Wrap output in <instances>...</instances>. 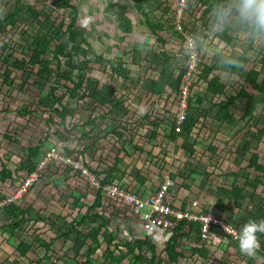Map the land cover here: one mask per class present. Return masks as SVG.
Returning a JSON list of instances; mask_svg holds the SVG:
<instances>
[{
	"label": "rangeland",
	"instance_id": "1",
	"mask_svg": "<svg viewBox=\"0 0 264 264\" xmlns=\"http://www.w3.org/2000/svg\"><path fill=\"white\" fill-rule=\"evenodd\" d=\"M7 1L10 0H0L1 21L7 17V6L5 4ZM53 1L55 0L48 1L45 6L46 9L42 11L38 20H35L28 15L27 10L28 8L42 10V5L38 0H22V12L17 17L18 28L15 30L9 27V32L0 37V46L2 43L7 42L13 48L16 58L28 60V52L23 49L27 42L22 38L21 31H26L31 37L37 31L44 33L51 28L54 19L64 17L69 23L76 15L77 25L86 34L92 51L106 59H115L120 64L116 73L104 62L105 59L95 58L92 68L83 72L81 67L76 66L77 61L75 59L70 61V59L62 58V67L72 69L73 76L81 74L85 80L90 77L100 83L98 87L92 83H85L83 87H87L89 90L102 89V85L115 86L117 95L124 101V105L109 112L108 104L100 105L89 98L77 103L76 99L69 97L63 87L56 91V96L61 100V104L55 106L58 109H61L62 106L67 107L66 121L62 124L58 115L50 110L48 106L49 87L56 82L55 77L49 81H38L34 76L30 79L29 72L13 70L11 78L14 79L15 86L11 89L3 82L2 75L6 67H3L0 63V164L6 163L7 166L17 169L15 183H0V195L8 193L23 178L25 171L21 169V166L25 165L26 161L23 148L36 147L40 141L44 140L43 154L46 151L64 150L63 145L66 147L65 144L58 143L54 136L57 130L63 132V130L66 131L71 128L70 139L72 143L67 147L70 149H83L82 144H77L74 141L79 137L80 132L79 129L73 128V126L78 123H86L91 117H99L105 114V122L99 120L96 122H101L99 130L103 129L102 133H90L87 137L88 144L97 135L101 137L100 146L87 152L89 156L93 155L98 163L106 165L111 162L114 154L129 150L130 157H125L124 161L130 159L126 168L135 176L143 165L149 166L153 162L158 163L155 155L158 157V154H164L167 162L161 167L170 175H177L179 190L191 193L189 187L191 190L198 188L193 193L186 195L184 199L192 201L205 197L208 202L212 201L209 206L211 211L228 218L229 223L237 224L241 229L250 220L257 222L264 220V186H260L257 190L246 187L236 202L233 196L221 191V189H232L235 184L244 187L247 178H254L257 175L254 169L248 167L253 153H258L260 162H264V139L261 142L254 140L250 149H246V143L252 140L250 137L254 136L258 128L264 126V105L259 104L256 116L249 122L250 127H245V121L232 128L216 119L215 115L218 107L215 106V103L219 100L207 92L206 82L196 79L192 97L201 96L204 101L200 106V113L194 117L196 128L191 139H193L197 149L195 155L189 157L186 151H183L178 145L183 141L182 138L175 143L166 141V138H161L166 137V132L170 130L169 121L175 110V104L173 106L167 104L163 108L159 107V109L151 101L147 102L146 106L142 105L148 109L146 112H149L150 109L152 112L154 109H162L159 114L166 113L162 117V129L158 133L159 137L151 138L150 141H155L151 145L149 138L152 129L138 124L135 125L134 119L136 116L140 119L146 112L136 115V111L140 107L133 102V95L130 92L142 87L145 89L141 90H148L151 85L150 79L161 78L163 52L170 55L179 53V49L170 41H176V38L172 37L169 31L159 32V35L167 42L163 44L157 39L158 33L153 35L150 26L148 27L145 24L148 19L157 23L156 20L161 14L155 13L153 9H159L161 3L158 4L157 0H148L149 6L146 5V7L152 9L150 12L148 11L149 8L141 6L142 9H140L138 7L147 16L145 17L138 12L131 0H75L77 14L73 10H54ZM193 3L195 6L200 7L195 2ZM190 9L186 18L187 26L204 30L203 22L200 19L204 8L199 11H195L191 7ZM238 20V16L231 11V18L228 20L229 25L234 29H238ZM209 25L210 23H208V29L205 33L207 38L204 41L203 52L206 63L216 66L214 74L219 75L225 83L238 82L237 88L245 87L249 93H254L258 99H263V95L255 93L251 87L243 84V77L247 75L248 71H244L242 76L238 77L232 74L231 69L235 62L233 56L236 49L247 48L250 59L248 70L255 68L264 75V38L260 39L258 37L259 39L255 41L256 46L249 48L251 34L249 32H238L232 46H227L224 43L218 44L219 40L215 38V34L220 27L215 25L210 27ZM26 39L29 38L26 37ZM79 44L82 45V42H79ZM48 57L53 58L51 53L48 54ZM53 65L55 66V62ZM148 74L152 78L144 79ZM67 85L73 87V84L67 83ZM227 91L230 95L236 93L232 88H228ZM25 106L28 107V111L31 113L23 116L20 112ZM165 107H168V109L165 110ZM92 108L94 110H91ZM158 115L151 113L150 116L154 120ZM50 116L53 117V123L50 121L48 125H45ZM124 122L128 123L127 128L130 129V132L122 140H117L112 130L118 124ZM81 127L89 131L88 127ZM48 131L51 136L46 139ZM131 133L134 137L129 138ZM6 134L12 137L11 141L5 138ZM138 144L144 148V151L136 150L134 145ZM149 144L151 149L148 146ZM170 145L172 149L168 150ZM211 148H216V152H212ZM149 152L155 154H149ZM187 162L196 167L197 174L188 167ZM84 191H89L88 193L94 195L97 193L79 180L68 183L61 175L58 166L50 165L47 172L42 176L40 183L23 200L25 207L34 205L37 210L29 233L37 234L45 241L50 242L60 228H63V231L67 230L69 223L75 219L79 220L83 211H86L87 203L93 200V197L86 195ZM219 207L223 211H217ZM105 215L106 217L110 216L108 213ZM113 215H115V212ZM111 219L113 228H116L117 218L112 217ZM97 224L90 222L87 225L79 226L78 229L90 231ZM76 231L77 229L73 230L69 238L56 241L52 246V253L57 252V256H54L50 261H44L43 264H81L84 262L82 252L79 253V246L76 243ZM145 233L149 234L148 231H145ZM257 234H259L258 236L264 235V233ZM23 239L31 241L26 236ZM108 240V234H103L100 237L103 247L94 257L93 264H112L99 261L102 260V253L106 249ZM262 241L264 242V236ZM6 243L9 247L5 245ZM16 245V240H11L7 235L0 233V264H12L13 256L16 255ZM208 245L212 250L210 261H200L201 263L198 264H226L227 261L234 264V260L230 257L231 252L228 249L213 243ZM188 247H186L187 251L189 250ZM235 248L239 249L237 246ZM45 253V249L34 247L33 252L22 258L20 262L21 264H30V261L37 262L43 258ZM245 257L243 264H249L254 258V254H245ZM199 259L186 253V259L182 260L181 264H197ZM261 259L262 264H264L262 255Z\"/></svg>",
	"mask_w": 264,
	"mask_h": 264
},
{
	"label": "trees",
	"instance_id": "2",
	"mask_svg": "<svg viewBox=\"0 0 264 264\" xmlns=\"http://www.w3.org/2000/svg\"><path fill=\"white\" fill-rule=\"evenodd\" d=\"M22 0H10L5 4L7 6V17L4 20H0V37L6 35L9 30L8 28L15 29L18 28L17 17L22 12L21 7ZM49 0H38V2L42 5V10H37L36 8H28V15L38 20L41 16L43 10H45V6ZM75 0H55L52 5L54 10H73L75 14L78 12L77 7L74 4ZM171 9L172 0H165ZM195 1V0H194ZM200 1V0H196ZM137 5L144 7L142 4V0H136ZM234 2V8L237 9L239 5V0H204L202 2V6L197 7L194 3H190L191 8H194L195 11L202 10V14L200 16L201 21L203 22V32L208 29V23L210 20H214L213 26H218L219 31L215 34V38L220 42L224 43L227 46H232V43L235 41L238 32H249L252 35L251 44L249 48H253L256 46V40L258 37L264 38V34L255 33L249 26L243 24L240 19L238 21V29L232 28L228 20L230 16L227 18H223L220 16L221 10H225V4H232ZM168 8V7H167ZM191 10V9H190ZM238 15V12L236 10ZM239 17V15H238ZM152 22L148 19V24L150 25V29L153 35H157L158 40L166 44V40L159 35V31L166 30L169 31L172 37L176 38V41L170 40L175 47H177L180 51L183 50L182 44L178 41V39H182L183 36L175 30L174 25L170 21ZM190 31H192L196 36L200 34V37L203 40L207 38V36L203 32H198L195 27H187ZM22 38L27 42V45L24 46V50L26 49L29 55L28 60H19L14 55V50L11 46L6 42L2 43L0 46L1 57L0 63L3 67H6L2 78L3 82L9 87L13 88L15 86V81L11 78L13 74V70L17 71H25L29 72L30 79L32 76L36 78V80H46L49 81L51 78L55 77L56 82L50 86L49 94H48V106L50 110H53L55 114L61 119V123L64 124L66 121V112L67 107L63 106L62 109L55 108L56 104L60 103L61 100L56 96V91L60 88L66 90L69 94L70 98L76 99L77 103L80 101H85L87 98L93 100L95 103L100 105L108 104L109 112H112L114 109H118L119 107L124 105V101L121 100L116 92V87L112 85H102V89H94L89 90L87 87H83L85 83L95 84L96 87L100 85L96 80L88 77L86 80L84 77L79 74L77 76H73V70L69 67H62V58L70 61L75 59L77 61L78 68L81 67L83 72L88 71L92 68L93 63L95 62V58H101L105 63L117 73V67L120 62L115 59H106L103 56L96 55L95 52L92 51L91 45L88 43V39L86 34L81 30V28L77 25L76 15L73 16L71 21L68 23L64 17L57 18L53 20L51 28L47 29L44 33L41 31H37L34 36H29L26 31H21ZM28 37L29 39H26ZM200 39V41H202ZM82 42V45L79 44ZM204 43V42H202ZM84 45V46H83ZM7 53V54H6ZM51 53L53 58L50 59L48 54ZM202 54L204 52L202 50ZM163 59L161 61V71H160V79H152L151 85L149 89V93L154 96H162L167 89H171L173 93L176 95L180 92L181 84L183 81V77L185 75V69L179 66L178 57L176 55H170L167 52H163ZM235 62L233 63V67L231 69L232 74L240 77L242 76L244 71H248L247 75L243 77L245 85H248L252 88V90L257 93L263 95V99H258L254 93H249L245 87L237 88L236 81H231L225 83L219 75L214 74L215 65L204 63L201 68V72L198 75V81L206 82L207 84V92L218 98V102L215 103V106L218 107V112L216 114V119L223 123H226L232 128L237 127L241 122L246 121L245 127H250V120L256 116L258 111L259 104L264 105V75L261 71L256 70L255 68H249L250 59L248 57V49H236V52L233 56ZM55 62V66L53 65ZM75 66V67H76ZM64 82V83H62ZM67 83L73 84V87L67 85ZM228 88H232L235 94H228ZM204 101L203 97H191L190 99V107H189V116L187 117L184 125L183 132L177 133L175 131V126L172 122L170 124V131L168 138L170 141L175 142L178 138H182L184 140L182 144V148L186 151L189 157H192L195 154V148L192 135L196 128V122L194 117H196L200 113V106ZM61 104V103H60ZM91 110H94L92 108ZM28 111V107L25 106L21 109L20 114L23 116L30 114ZM99 120L101 122H105L106 117L105 114L100 115L99 117L95 116L90 118L89 122L94 128L92 132H95L99 126L101 127V122L98 124L96 121ZM142 122V126H149L152 131L150 138H155L159 133V129L157 128V122L152 120V117L149 114H144L140 118ZM52 121L53 117L50 116L45 125H48L49 122ZM140 125V124H138ZM76 125L75 127H77ZM107 126V124H106ZM128 123H120L118 126L113 129L115 138L117 140H122L125 138L126 133L130 132V129L127 128ZM89 127V126H88ZM91 133V132H90ZM70 132H61L57 130L55 133V139L58 143L67 144L71 141ZM89 133H84L83 136L74 138L77 144H82V146L86 147L85 150H91L96 148L99 140L98 135L95 138H92V141L88 144L87 137ZM132 137L134 135L130 134ZM51 133L48 131L46 134V139H49ZM5 138L8 141L12 140V137L9 134L5 135ZM149 138V139H150ZM252 140H249L246 143V149L249 150L252 142L262 141L264 139V126L258 128L254 133V136L250 137ZM72 142V141H71ZM88 145V146H87ZM42 146H45V141L42 140L39 142V145L36 147L23 148L25 150L26 161L25 165L21 166L23 170H33L36 167L37 160L41 159L42 154ZM136 150L144 151V148L141 145H134ZM63 148L67 155H73L77 153H81L78 150H69L66 147ZM212 152H216V148H211ZM126 154L127 151H125ZM117 154V153H116ZM152 154V152H149ZM123 159L116 156L114 164L106 171L98 173L99 175L107 174L106 178H109L115 170H118L117 178H123L126 176V166L123 163ZM125 169H122V166ZM188 167L191 168L192 171L197 172L195 166L191 163L187 162ZM249 168L254 169L257 175L254 178H247L245 180V186L234 185L232 189H221L222 192L231 195L234 197V200H238L241 194L244 192L245 187H249L253 190H257L260 186H264V162H260V156L258 153H253L249 160ZM144 169V167H142ZM173 179L177 178V175H171ZM238 177V174H237ZM137 179L146 181V176L142 172H138ZM135 178V179H136ZM9 180H13V172L7 167V165H3L0 170V182L5 183ZM242 187V188H241ZM103 196L101 192L98 193L95 203L91 206L90 210L94 208H104ZM225 208V207H224ZM29 209L28 211H31ZM223 211L220 207L217 211ZM4 212L6 216H8L11 220H17L16 222L9 225V227H0V230L6 232L8 236L12 239L20 238L21 235L18 233L19 230H23L24 225L27 223L26 219L23 218L25 211L19 209V207L15 205H10L4 208ZM220 215V214H218ZM96 219V220H95ZM231 219V218H230ZM227 221L228 218H227ZM90 222L98 223L95 227H93L90 231L85 232L84 230H77L76 243L79 246V253L82 251V256L85 259L81 264H93L94 256L97 251L101 248L100 237L103 234H108L109 240L107 244V249L103 254V259L106 261L107 259H111L114 262L120 261L125 257V253H132L137 260L143 258L142 255H137L135 250L139 251H150L153 254L155 253L156 246L149 243L145 240H137V241H129L126 244H117V236L113 233H110L108 230L109 222L101 215H90V213H86L82 215L75 224H71V228L61 235L64 238H69L73 230L77 229L78 226L86 225ZM184 222V223H183ZM188 222V223H187ZM190 221H182L179 223L178 228H175L172 233L162 232L165 235L166 240V264H180L181 260L186 259V253L194 257H200L202 259H208L211 257V247L208 244H203L201 246H196L197 241L192 238V234H196L199 231V224L193 223ZM60 234H62V228L58 230ZM261 236V235H260ZM258 236V239L262 241L263 236ZM35 241L38 246L47 250V252H51V244L44 241L40 237H35ZM25 242H19L17 246V251L19 252L21 257H25L29 252V247ZM189 244V247H188ZM115 247V249H113ZM186 247L189 248L187 251ZM186 250V252H185ZM116 251L119 254H123L120 258L117 256ZM78 253V254H79ZM148 264H162L164 262L163 259L158 260L157 262H153V259H146ZM20 261H15V264H18ZM3 264V263H2ZM30 264H42L40 261H30Z\"/></svg>",
	"mask_w": 264,
	"mask_h": 264
},
{
	"label": "clouds",
	"instance_id": "3",
	"mask_svg": "<svg viewBox=\"0 0 264 264\" xmlns=\"http://www.w3.org/2000/svg\"><path fill=\"white\" fill-rule=\"evenodd\" d=\"M144 1H145V6L144 7L147 8L146 5L148 3V0H144ZM157 1H158V4L159 3H161V5L166 4V1L164 2V0H157ZM234 6H235L234 2L231 5L230 4L229 5L225 4L224 7L226 9L225 10H221L220 16L223 17V18H227L228 16H230V18H231V11H233L234 14L237 15V13H236V10H237L238 15H239L238 18L240 19V21L243 24L249 26L255 33L264 34V0H239V5L237 6L236 10H235ZM171 9H172V6H171ZM137 10H138V12L142 13L139 9H137ZM171 16H172V10H171ZM171 16L168 18V21L171 20V23L173 24V18ZM145 17H147V16H145ZM210 22H212V27H213L214 20H210ZM238 27H239V25H238ZM159 32H161V31H159ZM249 34H251V33H249ZM250 39H252V35H251ZM179 52H180V50H179ZM177 54H179V53H175L174 55H176L178 57ZM203 58L205 60L204 55H203ZM205 63H206V61H205ZM195 83H196V81H195ZM195 83L193 84V89L196 86ZM193 89H192V92L194 91ZM49 90H50V87H49ZM58 104H60V103H58ZM60 106H62V105H60ZM62 108H63V106L61 107V109ZM91 118H93V117H91ZM89 120H90V118L88 119V121L86 123H78L77 124L78 126L75 127L76 126L75 125V126H73V128L79 129V132H80V129L83 128L81 126H89L90 130L87 131V132H83L82 136H83L84 133H89L90 134V132L91 133H95V134H99L100 132L102 133L103 129L99 130L100 126H99V128H97V130L95 132H92V129L94 127L90 123H88ZM79 124H82V125H79ZM169 128H170V126H169ZM67 131L71 133V128H68V130H66V131L64 130L65 133ZM79 137H81V136H79ZM98 137H99L98 138L99 142H98L96 147L100 146L99 144H101V137L99 135H98ZM73 138H75V137H73ZM70 143H72V142L70 141L69 143L65 144L67 149H69L71 151H73V150H78L79 151L80 150L79 152H81V153H77V154L75 153V154L69 156V155H67L65 150H59L58 152H60V153H62L64 155L66 161H60V160H57V159H52L50 162L49 161L45 162L44 172L42 173L40 179L38 181H36L35 183H33L32 186L26 192H20L21 187H23L24 183L29 178L30 173H32L35 170H37V168L42 163H44V158H45L46 154L48 152H51V151H46V152H44V154L42 153L41 154V159L37 160V162H36L37 163L36 167L33 170H31V171L24 170L25 173L23 175V178L20 179V182L17 185H15V187L13 189L9 190L8 193H4L3 195H0V225L2 224L0 227H3V228L7 227L8 228L10 224H12V223L17 221V220L13 221L8 216H6V214L4 212V208L5 207H8L10 205H15V206L19 207V209H21V210L26 212L24 214L23 218L26 219L27 223L24 225L23 230H19L18 231V233L21 235L20 238L12 239V238H10L8 236V234L6 232H3L2 230H0L1 234H5L11 240H16L17 241L16 249H17V246H18L19 242H22V241L27 243L26 245L29 247V252L27 253V255L29 253L33 252L34 247H40V246L37 245V243L35 241V237H37V236L40 237V236L37 235V234L34 235L32 232L29 233V231H31L30 230L31 226H33L31 224L34 223V215L37 214V210L35 209L34 205H29V206L25 207L23 205V200H24V197H26L30 193V191L32 189H34V187H36V185H38L40 183L42 176L47 172V169L49 168V166L50 165H56V166H58V168H59V170L61 172V175L65 179L69 175V177H67V179H71L72 181L79 180L81 182H84L90 189H94L97 192L96 195H94L92 193H88L89 191H84L86 195L92 196L93 200H91L90 203H87L88 205H87V207H85L86 211L85 212L83 211L82 215H85L86 213L89 212L90 215H96L97 214V215L103 216L109 222V227H108L109 232L113 233L114 235L117 236V240H116L117 244L124 245L127 242H129V241L145 240V241H148L149 243H151V244L156 246L154 254L152 252H150V251H142L141 252V251L136 249L135 253L137 255H142V257H143V258H141L139 260H137L136 257L132 253H125V257L124 258H122L120 261L114 262L111 259H107L106 261L103 259V254H104L105 250L107 249V244H108V242H107L106 249H104V251L102 253V260H99L102 263L110 262L112 264H124V263L125 264H148L146 259H153V262H157L158 260L163 259L164 262L162 264H166L165 263V259H166L165 258L166 257L165 248H166V240L167 239L164 238L165 236L163 237L164 239L159 238L158 237L159 236L158 233H162V232L172 233V231L174 230V229L171 230V231H164V230H160V229L159 230H155V231L147 230L145 228V223L143 221H141L139 219V217L132 211V207L131 206H129V205L123 203V202H119L121 200H119L118 198H116L114 196H111V195L107 194L103 190V187L106 184H114L116 187H119L121 189L128 190V191H130L132 193H135L136 195H138L141 198H146V197H149L152 194H155L156 192L160 191L162 189V187L167 184V182H172V185H170L168 187L167 192H166V201L169 204V206H171L172 208H174L176 210H180L182 212L189 211L192 214L193 213L194 214H203V215H208V216H212V217H217L223 223L228 224V225H233V227H236L238 229V231H239L238 240L237 239L235 240V239H232L229 236V234H227L225 231L222 230L221 224H218L217 226H213L211 228V232L209 234V238L207 240H203L202 238L199 237L200 228H201L200 223L186 219V221H190V222L199 224L198 233H196L194 235L192 234V238H194L197 241L196 246H201L204 243L205 244L213 243V244H217V246H220L222 242L223 243H227V244H229V245H231L233 247L237 246V247H239V249H237L236 255L231 257L234 260H236L237 258L240 259V260H236V261H238V263L235 262V264H242V261L244 262V259L246 258L245 254H248V255L254 254V257H256L257 254H260V255H262L264 257V242L260 241L258 239V235L259 234H257V233H264V220H261L259 222L254 221V220H250L241 229L237 224L229 223V221H227L226 217H222V216L214 213L213 211H211V208L209 206L212 204V201L208 202V199H206L205 197H202L199 200L197 199V200H192V201L184 199L186 195H189V194L193 193L196 189H192L191 190V188L189 187L188 189L190 190L191 193H189L188 191H180L179 190V188H180L179 181H177V179H179V178L177 177L176 179H173L171 177V175L168 172H166V171H164V172H162L160 174L159 185L155 186L153 189H151V191H137V190L132 189L130 187H127V186H125V185H123L121 183H117L116 180H118V178L116 177V175L118 174V170H115L113 172V174L109 178H106L108 173L104 174V175H99L98 174L100 172H104V171L108 170L107 168L114 164L116 156L119 157V158H122L123 160H125V157H130V154L128 153L129 150L128 151L124 150V153L118 152L117 154H114V157L112 158L111 162L106 164V165L98 163L94 159L93 155H91L90 157L97 164V166L94 164L93 165V169H91L86 164V162L84 160V158H85V155H84L85 148L83 147V149H77V148L76 149H70L69 147H67ZM95 149L96 148L91 149V150H95ZM91 150H89V151L87 150V152H90ZM53 151H55V150H53ZM125 151H127L128 154H126ZM78 160L83 161L84 167L87 168L88 171L90 172V174H92L95 177L96 182L98 181L100 186L95 187L94 185L89 183L87 177L82 175L81 170L78 169L77 167H75L73 164H71V161H78ZM126 162L123 161V163L125 165H129L128 162H130V159H129V161H128V159H126ZM3 165H6V163L5 164H0V170L2 169ZM7 167L13 172V180H9V181H7V182H5L3 184L15 183L16 180H17V175L15 174L17 169L15 170V169H13V168H11L9 166H7ZM105 167H107V168H105ZM121 167H122V169H125L123 167V165ZM142 167H144V166H142ZM99 169H103V170H99ZM127 170H129V169L127 168L126 171ZM139 171L141 172V170H139ZM114 174H116V175H114ZM137 174L135 175L134 178H136ZM126 175H131V174L129 172V173H126ZM67 179H66V181H67ZM181 184H183V183H181ZM99 192H101V195L103 196V200L102 201L104 203V208L99 207V208H94V209L90 210L91 206L95 203L97 195H98ZM176 200L183 201V203L180 206L175 205V201ZM234 201L236 202V200H234ZM195 203H196V206H193ZM29 209H32V210L28 211ZM99 211H100V213H98ZM114 212H115V215H113ZM106 213H108L110 216L106 217V215H105ZM112 217H116L117 220H118L116 222V226L122 220H125V219H130L132 221L136 220L137 222H140L141 225H140V228H139L138 232H136L135 235H132V236H129V237H124V235L120 236L119 232L115 228H113L112 219H111ZM183 221H185V220H183ZM75 222H77V219H75L71 223H69V227H68L67 230L65 229V231H63L64 229L62 228V234H60L57 231V234H55V237L53 239H51L50 242L46 241V242L51 244V252H47V250H45L46 253L43 256V258L38 260V261H40V263L43 264L44 261H50L54 256H57V252L56 253H52V246H54V243L56 241H60V240L66 239V238L62 237L61 235H63V233H65V232H67L71 228V224H75ZM77 230H78V228H77ZM84 231L88 232L86 230H84ZM145 231H148L149 234L147 235L145 233ZM24 236L29 237L31 239V241L24 240L23 239ZM261 236H264V235L261 234ZM76 240H77V237H76ZM218 244H220V245H218ZM188 246H189V244H188ZM102 247L103 246H102V243H101V248L97 251V253L102 249ZM113 249H115V247H113ZM15 251H16V255L13 257L12 264H15V261H17V260L21 261L22 258H25L27 256L26 255L25 257H21L19 252L17 250H15ZM97 253L95 254V256L97 255ZM116 254L120 258L123 256V254H119L117 251H116ZM198 258H200V257H198ZM84 261H85V259H84ZM18 264H21V262H19ZM180 264H181V262H180ZM226 264H231V262L227 261Z\"/></svg>",
	"mask_w": 264,
	"mask_h": 264
},
{
	"label": "built area",
	"instance_id": "4",
	"mask_svg": "<svg viewBox=\"0 0 264 264\" xmlns=\"http://www.w3.org/2000/svg\"><path fill=\"white\" fill-rule=\"evenodd\" d=\"M194 0H172V18L175 30L178 31L183 38L178 41L183 45V50L179 52L178 61L179 66L185 69V75L181 84L180 92L176 95L175 110L172 113V117L169 122H172L175 126L176 132L183 131V125L189 116L190 99L192 97V89L195 80L198 78L201 72L202 65L205 63L202 50L204 47L203 37L201 39L200 34L196 36L190 31L186 24V18L190 11V3L195 2L197 5L202 6V2ZM210 27H212V22ZM197 28L198 32H203L202 29ZM204 34L206 33L203 32ZM200 39L202 41H200ZM52 159L60 161H66L64 155L58 151L48 152L42 163L37 170L30 173L29 178L21 187L20 192H26L33 183L38 181L44 172L45 162H50ZM69 161V160H68ZM75 167L81 170L82 175L86 176L89 183L95 187L100 186L95 177L90 174L87 168L84 167L83 161H71ZM172 185V182H167L162 189L149 197L141 198L135 193L128 190L116 187L114 184H106L103 190L116 198L119 202H123L132 207V211L139 217L141 221L145 223V228L150 231L164 230L171 231L175 229L179 223L183 220H191L200 223L199 237L203 240L209 238L211 228L221 224L222 230L225 231L232 239L239 237V231L233 225H228L220 221L217 217H212L203 214H192L189 211L182 212L169 206L166 201V192L168 187ZM196 206V203L193 205ZM147 211V212H146Z\"/></svg>",
	"mask_w": 264,
	"mask_h": 264
},
{
	"label": "crops",
	"instance_id": "5",
	"mask_svg": "<svg viewBox=\"0 0 264 264\" xmlns=\"http://www.w3.org/2000/svg\"><path fill=\"white\" fill-rule=\"evenodd\" d=\"M119 1V0H118ZM143 2H142V4H144L143 6H145V1L144 0H142ZM131 2H134V5H135V7H136V9H139L138 7H139V5H137V2H136V0H131ZM169 2H171V0H169ZM147 5H148V3H147ZM149 6V5H148ZM168 7V8H167ZM149 7H147V9H148ZM152 9H148V11L150 12ZM154 10V12L155 13H158L159 15H160V17H158V19L157 20H159V22H165V21H168V18L171 16V10L172 9H170V7H169V5L167 4V2H166V4H164V5H161V7L159 6V9L157 8V9H153ZM144 15V14H143ZM148 15H149V13H148ZM145 16V15H144ZM145 24H146V26H150L149 24H148V21L146 20L145 21ZM164 32H167L166 30H164ZM132 40H133V38H131ZM219 43H222V42H218V44ZM150 62V61H149ZM162 69V68H161ZM150 72H151V70H150ZM146 78H152L149 74H148V76H146V77H144V79H146ZM153 79V78H152ZM152 79H150V80H152ZM156 79V78H155ZM151 82V81H150ZM141 89H145L144 87H142V88H137L136 90H131V94L133 95H131L132 96V98H133V102H135L140 108H139V110H137L136 111V115H140L142 112H146V110H148L146 107H144V106H146L145 104L147 103V102H149V101H151L153 104H154V106L156 107V108H158L159 109V107L160 108H163L164 107V105L166 106L167 104H169L170 106H173L175 103H176V94L175 93H173L172 91H171V89H167V91L162 95V96H159V97H157V96H154V95H151L150 93H149V89H150V86L148 87V90H141ZM133 91V92H132ZM135 96V97H134ZM201 97V96H200ZM140 102V103H139ZM142 105H144V106H142ZM158 106V107H157ZM169 106V107H170ZM150 108V107H149ZM165 110L166 109H168V107H165L164 108ZM162 110V109H161ZM161 110H157V109H154V111L152 112L151 111V109L149 110V112H146L145 114H149V115H151V113L153 114V113H155V114H159V112L161 111ZM218 112V111H217ZM166 113H160L158 116H156V118L155 119H157L156 120V122H157V125H158V129L159 130H161L162 129V125H161V121H162V117L165 115ZM217 114V113H216ZM160 116V117H159ZM198 116V115H197ZM215 117H216V115H215ZM139 117H137L136 116V118L134 119L135 120V125L136 124H140V125H142V122H141V120L140 119H138ZM154 119V120H155ZM221 122V121H220ZM85 127H88V126H85ZM145 127V126H144ZM146 127H149V126H146ZM89 128V127H88ZM150 128V127H149ZM89 130H90V128H89ZM83 132H87L84 128H81L80 129V135L79 136H82V133ZM166 132V131H165ZM126 133V135H128V132H125ZM165 135V133L163 134V136ZM168 135H169V132L167 131L166 132V137H161L162 139H165L166 141H170L169 140V138H168ZM157 136L159 137V134H157ZM129 138H132V136L131 135H129ZM151 139V138H150ZM150 139H149V143L152 145L155 141L154 140H151L150 141ZM180 138H178L175 142H177L178 140H179ZM170 142H172V141H170ZM174 142V143H175ZM183 142H184V140L181 142V143H178V145L182 148V144H183ZM148 145V146H150V149H151V145ZM84 148H86V147H84ZM194 148H195V145H194ZM170 149H172V147H171V145L168 147V150H170ZM183 150V149H182ZM184 151V150H183ZM195 151L197 152V149L195 148ZM164 152H167V151H164ZM195 152V153H196ZM153 155L155 154V153H152ZM84 155H85V158H84V160H85V162H86V164L91 168V169H93V165L95 164L96 166H97V164H96V162H94V160L87 154V150H84ZM195 155V154H194ZM155 157L157 158V160H158V163H155V162H151L152 164H150L149 166H147L146 164L145 165H143L144 166V170H141L142 169V167H140V170H141V172L146 176V181L145 182H143L142 180H140V179H135L134 177L135 176H133L131 173V175H126V176H124L123 178H118V180H116L117 181V183H121V184H123V185H125V186H127V187H130V188H132V189H135V190H137V191H151V189H153L155 186H157V185H159V181H160V174L162 173V172H164L165 171V169H163L162 167H161V165H164L165 164V162H167V160H166V157H165V155L164 154H158V157L155 155ZM159 158H160V160H159ZM111 167V166H110ZM110 167H105V168H107V169H109ZM99 170H103V169H99ZM126 173H129V170H127V172ZM195 174H197L196 172H194ZM114 175H116V174H114ZM67 177H69V175L67 176ZM67 177H66V179H67ZM67 182L68 183H71L72 182V180L71 179H67ZM196 190L198 189V188H195ZM183 203V201H180V200H176L175 201V205H178V206H180L181 204ZM140 222H137L136 220L135 221H132V220H130V219H125V220H122L117 226H116V230L119 232V235L120 236H122V235H124V237H129V236H132V235H135V233L136 232H138V230H139V228H140ZM158 237L159 238H162V239H164L163 237L165 236L163 233H158ZM7 247H9V245H8V243H6L5 244ZM4 245V246H5ZM218 245H220V244H218ZM220 246H222V247H224V249H228V251H230L231 252V256L230 257H232V256H234V255H236V251H237V249L235 248V247H233V246H231V245H229V244H227V243H221V245ZM15 256V255H14ZM13 256V257H14ZM210 261V258H208V259H202V258H200L198 261H197V264L198 263H201V262H203V261ZM234 260V259H233ZM236 260H240L239 258H237ZM236 260H234V264H235V262H237L238 263V261H236ZM201 261V262H200ZM262 259H261V255L260 254H257L256 255V257H254L253 259H252V261L249 263V264H262ZM244 262L242 261V264H243Z\"/></svg>",
	"mask_w": 264,
	"mask_h": 264
},
{
	"label": "bare ground",
	"instance_id": "6",
	"mask_svg": "<svg viewBox=\"0 0 264 264\" xmlns=\"http://www.w3.org/2000/svg\"><path fill=\"white\" fill-rule=\"evenodd\" d=\"M184 223V222H183ZM188 223V222H187ZM193 224V223H192ZM180 225V224H179ZM179 227V226H178ZM178 227H176V228H178Z\"/></svg>",
	"mask_w": 264,
	"mask_h": 264
}]
</instances>
